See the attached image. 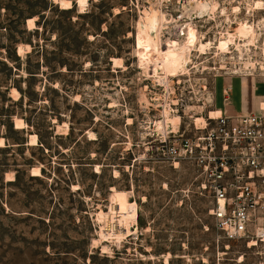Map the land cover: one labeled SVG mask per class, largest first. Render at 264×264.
Instances as JSON below:
<instances>
[{
    "label": "rangeland",
    "instance_id": "374dc122",
    "mask_svg": "<svg viewBox=\"0 0 264 264\" xmlns=\"http://www.w3.org/2000/svg\"><path fill=\"white\" fill-rule=\"evenodd\" d=\"M87 1L81 13L75 0H0V264H264L217 236L194 169L158 160L152 137L165 115L184 129L228 107L230 79L249 76L246 58L202 56L201 45L235 35L239 22L258 29L264 0L251 13L257 0H212L225 13L194 20L188 0ZM150 8L163 11V49L181 63L188 37L178 31H195L196 64L166 85L138 54ZM130 203L137 236L101 239L97 214Z\"/></svg>",
    "mask_w": 264,
    "mask_h": 264
},
{
    "label": "built area",
    "instance_id": "2783aa9c",
    "mask_svg": "<svg viewBox=\"0 0 264 264\" xmlns=\"http://www.w3.org/2000/svg\"><path fill=\"white\" fill-rule=\"evenodd\" d=\"M152 132L158 160L194 169L217 236L264 259V108L223 110L199 127Z\"/></svg>",
    "mask_w": 264,
    "mask_h": 264
},
{
    "label": "bare ground",
    "instance_id": "6f19581e",
    "mask_svg": "<svg viewBox=\"0 0 264 264\" xmlns=\"http://www.w3.org/2000/svg\"><path fill=\"white\" fill-rule=\"evenodd\" d=\"M56 2V0H54ZM87 0H75V5L78 8L79 12H83L87 6ZM161 4L169 3L171 0H159ZM159 3V4H160ZM262 1L257 0L249 5V12L254 10H263ZM183 10L189 16L190 20L204 17H212L215 12L224 14L225 9H219L218 4L212 0H188L186 4L182 7ZM237 12L238 9H235ZM193 14L196 17H193ZM229 21V19H227ZM166 17L160 8H150L149 10H144L143 15L140 18V21L137 24V44H138V54L140 55L141 60L144 62L147 74L150 78H160V83L166 85L169 82V78H178L180 76H188L189 67L193 64L192 61V48L196 45V37L194 29H191L192 23H189V29L191 34H188L186 28H178V36L187 38L188 37V48L187 54L183 62L181 63L180 59L169 50L163 49L162 42L160 39L161 32L165 28ZM190 22V21H189ZM172 23L177 27L178 22L174 19ZM29 27H34V20H28ZM187 26V27H188ZM255 28L252 24H247L246 22H239L238 28L235 35H231L229 32H226L223 35V38L217 42L214 46L211 43L207 45H201L203 52L202 56H207L210 50L214 56L219 57L223 60L225 57L228 59H239V61L245 60V69L244 72H249L248 75H251V70L258 69L264 73V21L259 22ZM259 41L261 44H259ZM207 49V50H206ZM253 50H258L260 52L261 60L254 61L251 58V53ZM21 51V50H19ZM236 54V57H234ZM115 66H120V63L117 60H113ZM193 65V66H194ZM197 67H192L196 69ZM240 70H237L231 75L240 74ZM181 73V74H180ZM209 100V99H208ZM261 108H264V104H261ZM220 114L219 110H213L208 112L207 115L215 117ZM203 120L201 117H195L193 119V124L197 127L203 125ZM196 124H195V123ZM128 124H131V120H128ZM179 125L178 117H171L165 115L164 118L155 123V131L165 133L167 130L175 131ZM172 126V127H171ZM171 127V128H170ZM90 141L94 140V134H90ZM33 141V139H32ZM98 172V168H96ZM137 217H138V207L136 203L127 204L124 209H121L116 212L111 213H102L97 214V221L100 223V238L101 239H110V240H120L122 241L128 237H136L138 234L137 229ZM134 227L131 229L130 227ZM96 244V243H95ZM105 249V247H102Z\"/></svg>",
    "mask_w": 264,
    "mask_h": 264
},
{
    "label": "crops",
    "instance_id": "0c3cea01",
    "mask_svg": "<svg viewBox=\"0 0 264 264\" xmlns=\"http://www.w3.org/2000/svg\"><path fill=\"white\" fill-rule=\"evenodd\" d=\"M228 107L219 111L253 113L264 104V77L257 75L239 76L230 79ZM224 106L225 105L224 103Z\"/></svg>",
    "mask_w": 264,
    "mask_h": 264
}]
</instances>
